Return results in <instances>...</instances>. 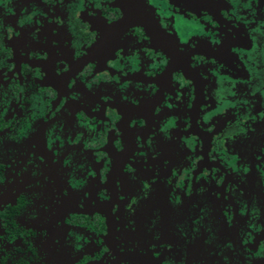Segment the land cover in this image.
<instances>
[{
	"label": "flooded vegetation",
	"instance_id": "1",
	"mask_svg": "<svg viewBox=\"0 0 264 264\" xmlns=\"http://www.w3.org/2000/svg\"><path fill=\"white\" fill-rule=\"evenodd\" d=\"M0 264H264V0H0Z\"/></svg>",
	"mask_w": 264,
	"mask_h": 264
}]
</instances>
